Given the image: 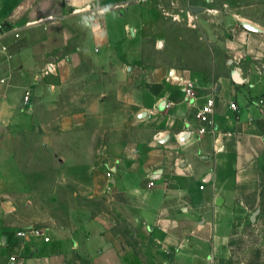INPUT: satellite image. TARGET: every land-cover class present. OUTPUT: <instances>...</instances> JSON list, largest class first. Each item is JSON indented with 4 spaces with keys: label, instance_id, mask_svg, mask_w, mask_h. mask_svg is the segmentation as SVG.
<instances>
[{
    "label": "crops",
    "instance_id": "1",
    "mask_svg": "<svg viewBox=\"0 0 264 264\" xmlns=\"http://www.w3.org/2000/svg\"><path fill=\"white\" fill-rule=\"evenodd\" d=\"M254 2L233 14L237 24L226 19L228 62L241 83L220 74L193 102L184 89L194 72L153 64L144 53L153 0H0V21L20 34L0 43V139H37L46 115L59 134L51 139H107V170L95 171L102 183L94 192H107L109 205L126 209L168 256L152 264H251L233 257L230 241L239 203L264 183V19L255 13L264 0ZM209 98L213 127L199 135L195 115ZM124 130L129 138L100 137ZM81 256L149 264L100 212L77 215L54 235L0 233L1 264H69Z\"/></svg>",
    "mask_w": 264,
    "mask_h": 264
},
{
    "label": "rangeland",
    "instance_id": "2",
    "mask_svg": "<svg viewBox=\"0 0 264 264\" xmlns=\"http://www.w3.org/2000/svg\"><path fill=\"white\" fill-rule=\"evenodd\" d=\"M153 4L157 16L146 28L144 49L153 64L170 62L191 69L196 93L207 82H217L220 74L230 77L238 68L228 62L226 43L231 32L226 19L232 15L237 24L233 14L256 4L254 0H153ZM255 13L264 19V6ZM260 71L264 74V65ZM45 118L39 122L43 132H34L37 139L27 135L0 139V233L46 229L54 235L69 227L77 215L100 212L110 215L123 241L149 264L168 261L126 209L111 207L107 192H94L96 184L102 183H96L95 171L107 170L103 147L107 139H51L59 134L48 115ZM100 134L130 135L126 130ZM235 216L230 241L233 257L264 264V183L259 194L239 203ZM69 264L92 263L81 256L71 257Z\"/></svg>",
    "mask_w": 264,
    "mask_h": 264
},
{
    "label": "built area",
    "instance_id": "3",
    "mask_svg": "<svg viewBox=\"0 0 264 264\" xmlns=\"http://www.w3.org/2000/svg\"><path fill=\"white\" fill-rule=\"evenodd\" d=\"M12 32L14 33L12 29L6 30L5 23L0 21V43L5 37H7ZM14 37L19 38L20 34L15 32ZM2 48L3 50H6V46L2 45ZM184 94L186 99L188 100L192 99L193 102L195 101L196 84L193 81H189L187 83L184 89ZM232 107L234 110H237V105H232ZM213 109H214V99L209 98L206 101V103L196 112L195 117L201 123V126L198 128L199 135L205 134L211 129V127H213V119H212ZM108 175L110 176L111 174L108 173ZM149 186L150 187L154 186V182H150ZM35 232H40V231H35ZM46 241H49V238H46Z\"/></svg>",
    "mask_w": 264,
    "mask_h": 264
},
{
    "label": "water",
    "instance_id": "4",
    "mask_svg": "<svg viewBox=\"0 0 264 264\" xmlns=\"http://www.w3.org/2000/svg\"><path fill=\"white\" fill-rule=\"evenodd\" d=\"M194 10H195L196 12L201 11V9H197V8H194ZM241 25H242V27H244L245 29H247L248 31H251V32H257V33L263 32V30H262L261 28L257 27L256 25H254V24H252V23H250V22H248V21H243V22H241ZM5 29H6V30H9V29H10V27H9L8 24H5ZM231 76H232V79H233L235 82H237V83H241L242 80H241V77H240V74H239L238 71L233 70V71L231 72ZM164 105H165V103H164V102H161V104H160V109H161L162 107H164Z\"/></svg>",
    "mask_w": 264,
    "mask_h": 264
},
{
    "label": "trees",
    "instance_id": "5",
    "mask_svg": "<svg viewBox=\"0 0 264 264\" xmlns=\"http://www.w3.org/2000/svg\"><path fill=\"white\" fill-rule=\"evenodd\" d=\"M233 254V253H232ZM254 264V263H253ZM255 264H259V263H255Z\"/></svg>",
    "mask_w": 264,
    "mask_h": 264
}]
</instances>
